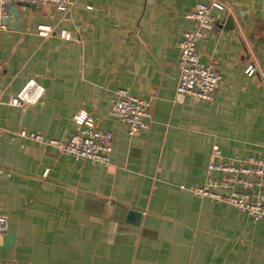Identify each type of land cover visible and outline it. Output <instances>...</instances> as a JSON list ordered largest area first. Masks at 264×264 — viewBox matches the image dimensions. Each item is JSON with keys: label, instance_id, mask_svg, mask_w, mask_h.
Returning <instances> with one entry per match:
<instances>
[{"label": "crops", "instance_id": "1", "mask_svg": "<svg viewBox=\"0 0 264 264\" xmlns=\"http://www.w3.org/2000/svg\"><path fill=\"white\" fill-rule=\"evenodd\" d=\"M69 1L15 4L0 27V215L14 234L0 264H264V219L190 190L214 145L227 159L264 154V0H216L219 23L197 43L222 75L210 100L176 92V42L195 28L184 13L214 0ZM30 78L39 99L8 104ZM119 88L155 94L132 135L109 114ZM80 112L112 133L108 164L14 135L66 141Z\"/></svg>", "mask_w": 264, "mask_h": 264}, {"label": "built area", "instance_id": "2", "mask_svg": "<svg viewBox=\"0 0 264 264\" xmlns=\"http://www.w3.org/2000/svg\"><path fill=\"white\" fill-rule=\"evenodd\" d=\"M17 3L50 4L62 12L70 11L73 5V2L69 0H0V19L6 17L8 6ZM215 7L222 10L224 4L216 0L210 3L197 2L194 7L184 13L186 19L195 23V28L184 30L176 42L178 59L175 90L185 96L210 100L222 79L215 62L212 59L201 60L197 51V43L215 28V16L212 13ZM86 8L90 9V6ZM0 27L3 25L0 24ZM52 30L49 24L36 25V34L42 38L48 37ZM60 36L70 39L68 32L62 31ZM254 71L252 65L245 69L249 76ZM41 94V86L30 78L14 95L9 97L7 103L20 106L34 104ZM114 94V100L109 106L111 117L127 125L128 135L145 128L151 120L154 92L141 97L119 88ZM74 122L77 126L76 130L66 141L47 139L41 134L26 132L22 128L17 129L14 135L36 143L54 146L60 153L76 160H86L98 165L108 164L112 133L109 130L96 128L92 119L84 112L78 113ZM190 190L198 198H208L231 205L253 219H264V154L227 159L222 156L220 148L214 145L206 167L205 180L191 187ZM4 230L5 218L0 215V235Z\"/></svg>", "mask_w": 264, "mask_h": 264}, {"label": "water", "instance_id": "3", "mask_svg": "<svg viewBox=\"0 0 264 264\" xmlns=\"http://www.w3.org/2000/svg\"><path fill=\"white\" fill-rule=\"evenodd\" d=\"M16 5H25V6H33L32 4L29 3H17ZM8 11L7 15L5 18L0 19V24L4 25L7 23V18L8 17H13L17 15V9L14 7V5L8 6ZM216 24L219 23L218 21H215ZM235 26L232 23V19L230 16H228L225 20V28L226 29H233ZM14 239V234L12 232H8L6 230L1 232V241H0V249L4 248L5 246L12 245Z\"/></svg>", "mask_w": 264, "mask_h": 264}]
</instances>
